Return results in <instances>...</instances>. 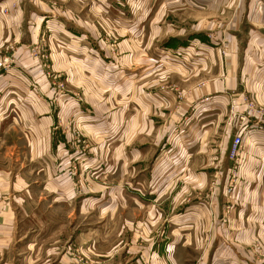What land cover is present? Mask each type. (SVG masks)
<instances>
[{
    "label": "rangeland",
    "instance_id": "374dc122",
    "mask_svg": "<svg viewBox=\"0 0 264 264\" xmlns=\"http://www.w3.org/2000/svg\"><path fill=\"white\" fill-rule=\"evenodd\" d=\"M107 3L0 0V122L8 131L14 126L20 142L33 147L32 157L40 153L32 142L51 135L61 148L35 157L31 168L45 173L41 167L49 163V182L69 187L64 200L43 192L47 207L34 203L27 213L17 207L13 234H0V264H217L229 242L257 262L254 255L262 256L264 247L259 236L244 241L248 233L217 223L215 210L225 204L230 214L245 183L264 185V165L249 162L244 140L251 130L244 129L246 121L264 120V97L245 80L264 76L248 74L264 58V0H133L131 8L140 3L147 11L141 32L116 25ZM22 8L30 11L26 18ZM42 15L50 22L35 31ZM69 15L90 40L82 36L77 43L57 31ZM200 30L203 39L222 44L210 52L192 47ZM176 35L190 49L165 50ZM240 41L246 43L237 52L241 69L246 63L247 78L240 74L238 81L243 95L223 106L219 125L202 144L206 174L197 177L207 162L199 153L201 125L192 129L191 118L177 111L186 100L201 101L207 85L227 81L232 46ZM88 57L96 66H88ZM200 116L197 122L207 120ZM233 126L243 145L238 156L229 151L224 164L216 152L226 147ZM223 233L240 238L225 242Z\"/></svg>",
    "mask_w": 264,
    "mask_h": 264
},
{
    "label": "crops",
    "instance_id": "0c3cea01",
    "mask_svg": "<svg viewBox=\"0 0 264 264\" xmlns=\"http://www.w3.org/2000/svg\"><path fill=\"white\" fill-rule=\"evenodd\" d=\"M104 2H107V0H103ZM110 1V0H109ZM133 0H111V3H107L108 11L109 13H115V24L118 25L120 28L126 30V31H136V32H141L140 26L143 25L145 22V16L147 15V11L144 9V6L138 3L136 5V9L130 7L129 2H132ZM121 3L120 9H117L113 6L115 3ZM138 2V0H136ZM96 7V8H95ZM94 9H98L97 6H95ZM113 7V8H112ZM264 9V5L262 6ZM38 8V7H37ZM140 9V10H139ZM44 11V9H41ZM45 12H47L45 10ZM22 13L24 14L25 18L29 15L30 11L25 10L22 8ZM135 16V18H134ZM69 18V20H68ZM66 19L64 17L63 23L61 24L60 28L59 26H56L58 29L57 31L63 32L62 34H65L66 37L69 38H76L74 40L77 41V43L81 42V37H85L89 39V32H87L86 28L84 26H81V22L74 21V19H70L71 15L68 16ZM132 18V19H130ZM50 22L48 18H46L44 15L40 16L39 23L35 26V31L37 29H40V27H44L46 23ZM70 25H68L67 24ZM69 26V27H67ZM158 29H161L159 26ZM76 31V32H75ZM87 33V35H83ZM196 34H199L196 36V38L191 41V46L192 47H198L200 49H205L208 52H210L209 49H216V46L221 45L222 43H216L208 39H203L202 36H206L202 30L198 31ZM91 35V34H90ZM38 34L36 33L34 35L33 40L38 38ZM179 35L174 36L175 39H172V42L168 44H164L165 50L169 51H175L179 49H190L189 45L182 44L176 41V37ZM191 36V35H190ZM199 38V39H198ZM203 39V40H202ZM236 39V37H235ZM223 46L226 45L225 42H223ZM217 44V45H216ZM191 47V48H192ZM221 47V46H220ZM219 47V48H220ZM234 49V56L232 57V68L231 70L228 71V76L230 77H225L227 78V81L223 80L222 83H219L220 85L218 86H213L214 84H210L211 86H206V90L202 93V99L201 101L197 102L194 101L193 99L190 101L186 100V105L182 107L180 110H178V113H181L183 117L189 116V119L191 118V128L193 129L194 125H201L202 129V135H201V147L199 150V153L202 157V163L203 159L207 160L206 166L204 169H201V172H198L197 177H204L206 174V169L208 166V161L209 159L207 156H203L205 152L201 151L202 149V144L208 143L210 140L209 138V133L214 131L216 128L215 126L219 125L215 124L217 122L221 121L222 115L225 113L223 110V106L226 105L231 101V97L238 96L240 99L243 95V84L242 86H239V78L240 74L241 76H247L246 74V63L244 64L243 69L240 66V64L237 62L239 59V56L237 54L238 50L242 48H246V43H243L242 41L238 42V46H232ZM208 55V54H207ZM84 59H87L86 57H83ZM82 59V57H79V61ZM249 59L253 62L254 65H256L255 60H253V56L249 57ZM89 62H86L88 66H96L97 61L92 60L91 58L88 57ZM204 58H200V61H203ZM262 62L258 63V66L256 65V70H253L254 73H248V74H257L258 72L261 73V71H264V58L260 59ZM75 61L76 58H75ZM104 61V60H102ZM105 62V61H104ZM202 63V62H201ZM93 69V68H91ZM95 69V68H94ZM231 71V72H230ZM263 77V78H262ZM258 77L254 79L253 81L250 80V77H246L245 79L247 82H250V87L253 86V90H250L251 92L255 91L256 97L260 95L264 97V76ZM231 79V83L228 81ZM253 94V93H252ZM205 98H209L207 100H204ZM236 114H240L236 113ZM199 115L200 119L202 117L206 118V121H201L197 122L199 120ZM198 116V117H197ZM195 120V121H194ZM262 122H259L258 118H256L253 122L251 121H246L245 127L250 128L251 130H248L247 132L244 133V140L246 144V150L248 151V160L251 163L252 160L254 159L255 161H260L264 165V120H261ZM237 125H234L237 127L240 123V120L237 119L236 121ZM12 131H8V128H5V124L0 122V234L1 233H8L7 237L9 235L11 236L13 234V229L16 224V218L18 217V213L16 212L17 207H20L27 213V210H31L34 207V203L39 206V202L41 203L42 206L47 207L49 206L50 202H44L42 200V194L43 192H51L53 191L54 193H60L62 196H57L60 199H63L67 197V190L65 187V182L62 180V184L65 188H61L59 184H54L49 182V166L48 164L46 166L41 167L45 173H40V172H35L31 168L32 161L35 157L39 158L45 153H49V151L52 150H57L60 149L61 147L57 145L58 142L55 141V139L51 136L48 135L47 138L44 141H40V143L36 144L32 142L33 145H37L40 148V153L35 154L34 157L30 155V150L28 149L30 144L27 142H20L22 136H18L17 132L14 134V126L11 125ZM216 126V127H217ZM234 126L232 129H230L228 137H227V142H226V147L222 148L220 151H218V147L216 146V153L217 155L220 154L221 157V162L226 164L229 160L228 154H229V149L230 146L232 145L233 142V134H236V130H234ZM8 131V132H7ZM11 132V133H10ZM14 134V135H13ZM199 134H201L199 132ZM240 135V134H239ZM62 140L61 141H66L65 136H61ZM209 140V141H208ZM214 142L216 141L215 139L213 140ZM59 144V143H58ZM24 145V146H23ZM31 147V146H30ZM65 147V146H64ZM33 148V147H31ZM25 151V152H24ZM43 151V152H42ZM211 151H214L212 149ZM42 152V153H41ZM263 152V155H262ZM212 153H210L211 155ZM209 155V156H210ZM47 156V155H46ZM260 157V159H257ZM45 159H41V161H44ZM213 164V163H212ZM221 165V168L223 165ZM219 163H217L218 166ZM262 165V166H263ZM214 166V167H215ZM224 169V168H223ZM33 170V171H32ZM226 170V168L224 169ZM227 171V170H226ZM230 170L228 169L227 172ZM40 174V175H38ZM40 176V178H39ZM262 180H264V167H263V176L261 177ZM59 181V180H58ZM54 185L57 187L56 190L51 189L50 186ZM225 185V184H224ZM222 185V187H224ZM51 190V191H50ZM236 191V190H235ZM237 199L238 200H233L230 203L231 210L230 214H225L224 210V205L223 211L220 210L221 206H218L215 210V215H217V218L215 216V221L223 226V224L226 225H238L240 227V234L242 233H248L247 236L243 239L244 241L251 239L250 234L255 233L259 236V239L263 242L264 245V185H258V186H252L251 183H245L243 186H241L237 190ZM40 192L41 196L40 199H36V196H33L34 193L37 194ZM154 192V191H153ZM66 195V196H63ZM72 197L75 199L74 195H76V192L74 191L72 194ZM139 195V194H138ZM140 196L133 197L134 201L137 202L138 205H142V200L143 198H139ZM153 198V197H151ZM36 199V200H35ZM226 199V198H225ZM225 202L223 200L222 204ZM86 204H83L85 206ZM112 206V205H110ZM238 212V213H237ZM193 214V212H189ZM222 213V216H220ZM220 216V217H219ZM183 220V219H181ZM184 222H187L186 220H183ZM172 223V221H170ZM175 223V222H174ZM254 224L255 229L252 228V232L250 231V225ZM237 235L236 233L234 234H227V236L223 233L222 236L224 238L228 239H235V238H240V236ZM5 236V235H3ZM0 235V239L3 237ZM227 241V239H226ZM225 241V242H226ZM6 240L3 241L5 243ZM0 243L2 241L0 240ZM224 246L222 249L223 251H220L217 255L216 258L218 260L217 264H264V247L262 253V256L260 254L254 255V257H258V261L255 263H250L248 261V258L244 259L245 257H251L248 256L247 253H242V252H236L237 250L233 246V243L229 242L227 243L228 248ZM225 249H228L227 251L231 252L230 254H226ZM260 261V262H259Z\"/></svg>",
    "mask_w": 264,
    "mask_h": 264
},
{
    "label": "built area",
    "instance_id": "2783aa9c",
    "mask_svg": "<svg viewBox=\"0 0 264 264\" xmlns=\"http://www.w3.org/2000/svg\"><path fill=\"white\" fill-rule=\"evenodd\" d=\"M243 145V138L242 136L238 135V136H235L234 137V140L232 142V145H231V150H230V154L232 156H238L239 155V152L241 150V147Z\"/></svg>",
    "mask_w": 264,
    "mask_h": 264
},
{
    "label": "water",
    "instance_id": "95a60500",
    "mask_svg": "<svg viewBox=\"0 0 264 264\" xmlns=\"http://www.w3.org/2000/svg\"><path fill=\"white\" fill-rule=\"evenodd\" d=\"M231 147V146H230Z\"/></svg>",
    "mask_w": 264,
    "mask_h": 264
}]
</instances>
